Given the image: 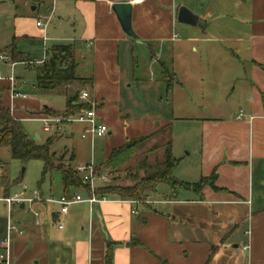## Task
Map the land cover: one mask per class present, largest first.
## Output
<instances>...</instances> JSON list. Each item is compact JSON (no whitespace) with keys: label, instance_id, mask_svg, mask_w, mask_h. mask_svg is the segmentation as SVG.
I'll use <instances>...</instances> for the list:
<instances>
[{"label":"crops","instance_id":"1","mask_svg":"<svg viewBox=\"0 0 264 264\" xmlns=\"http://www.w3.org/2000/svg\"><path fill=\"white\" fill-rule=\"evenodd\" d=\"M118 2L132 4L136 38L124 32L113 10V4ZM187 2L190 6L180 0H0L6 3L0 15L13 17V40L46 41L50 33H57L59 37L55 40L73 45L74 61L81 59L83 68L88 70L84 78H92V85L86 87L97 106L98 122L109 128L105 137L85 138L92 142L103 139L104 161L113 149L163 127H170L172 136L182 133L179 127L175 131L182 117L136 120L128 114L123 116L124 111L118 105L122 89L132 86L130 80L144 84L140 73L144 67L151 69L157 61L161 62L164 81L156 86L169 91L175 85L185 87L181 75L191 76L196 71L195 62L185 60L189 46H193V52L203 50L214 58L237 57L248 62L238 78L243 85L233 89L238 101L249 106L246 115L214 116L201 122L198 172L201 178L215 173L217 189L206 185L198 193L192 187L186 188L189 197L172 190L169 199H154L150 194L148 202L142 203L96 196L98 201L85 202L86 206L81 207L85 211L83 217L71 218L69 212L62 217L63 230L57 226L58 205L35 202L29 210L27 206L20 207L24 211L16 222L23 233L14 236L11 264H106L108 244L113 249L111 264H220L222 252L227 248L202 239L192 219L195 220L202 206L223 204L249 207L245 217L237 212V218L246 221L248 228L241 241L233 242V248L237 249L231 255L234 261L229 259V264H264V195L260 198L262 205L254 207L255 173L261 180L259 187L264 190V0H206L199 7H204L202 11L195 10L194 0ZM181 6L189 8L203 22L197 25L180 22ZM52 7L54 16L50 23L46 28L38 27L39 16ZM138 45L152 51L150 62L139 63ZM20 53L30 57L25 51ZM164 53H168L166 62L162 61ZM166 74L172 76V82ZM84 128L81 124L82 132ZM182 135L186 139L189 133ZM175 148L173 141V153ZM184 172L191 171L186 168ZM105 182H96L92 191ZM4 195L11 194L4 192ZM159 204L161 208H157ZM36 211L42 220L40 225L35 224ZM74 220L77 221L73 225ZM67 221L71 222L68 227ZM6 228L7 219L1 220L0 237ZM244 244L249 245L246 251L242 249Z\"/></svg>","mask_w":264,"mask_h":264},{"label":"rangeland","instance_id":"2","mask_svg":"<svg viewBox=\"0 0 264 264\" xmlns=\"http://www.w3.org/2000/svg\"><path fill=\"white\" fill-rule=\"evenodd\" d=\"M40 1V0H35ZM188 0H180L184 5L190 4ZM206 0H194L195 10L202 11L204 7L199 8ZM6 3H0V9L4 10ZM9 2L7 3L8 6ZM205 5V4H204ZM199 8V9H198ZM203 13V12H202ZM236 12H233V15ZM226 18H231L230 15H225ZM13 17H7L6 15H0V54H6L12 58L10 52L6 49L13 43L11 36L13 31ZM50 38L42 39H17V48L20 51L27 52L30 57L25 56L23 53L17 58L11 60V62L0 61V83L6 89L4 93V103L9 107L13 114L21 120L22 127L27 135L34 139L36 142L43 144L49 138H53L51 145V151L55 152L59 158L63 156L62 162L71 165L74 169L78 166L94 163L96 166H102L104 164V142L103 139L91 140L83 139L81 124H64L63 130H46V123L41 118L45 110V106L58 110L65 111L67 108V97L78 93L80 96L82 91H89L86 86L82 84H73L69 87L61 86L56 89L42 90L37 86V68H46L51 65L49 63L50 58L53 55L52 49L54 45L67 44L66 41L55 40L59 37L57 33H50ZM183 37V34H182ZM166 44V48H167ZM193 46H189V52L185 53L186 59L195 62L196 68L191 76L186 73L181 75L182 82L185 83V87L176 86L174 90H166V88H160V82L164 81L162 74V63L157 61L153 68H145L140 72L141 78L144 84L140 85L133 80L131 87H124L121 94V102L118 105L123 109V116L128 114L133 119H160L166 117L168 119L179 118L183 119L176 125L182 131L181 135L173 133L172 140L176 146L174 151V157L179 160V165L175 170V176L179 181L190 183L198 182L201 177L199 174V168L201 164V122L203 118H210L214 116L229 115L233 116L240 112L246 115L248 109L246 102H240L237 99V93L233 89L239 87L240 78L243 75V71L248 62L239 58H214L208 56L206 51L198 50L192 51ZM19 51V52H20ZM157 51V48L154 50ZM136 55L139 63L150 62L152 57V51L148 47L137 46ZM166 53V51H165ZM164 53L162 61L168 60L167 54ZM132 58V57H131ZM60 59L55 63L54 68H60L65 65H71L72 59ZM135 60H137L135 58ZM17 61V64L13 67L12 62ZM30 61L36 62L34 66L26 64ZM43 61L42 63H39ZM75 63V61L73 60ZM131 62V61H130ZM247 62V64H245ZM77 76H88V70L83 68L81 59L77 60ZM130 64V63H129ZM142 66V64H141ZM13 67V70H12ZM147 67V65H146ZM184 71V70H183ZM14 75L19 81L17 88L22 90L23 93L28 95V98L17 99L13 98L10 89L8 88L10 83L8 78ZM131 77V76H130ZM138 77V75H136ZM169 81L172 82V76L167 75ZM185 79V81H184ZM238 80V81H237ZM166 90V91H165ZM239 92V91H237ZM40 107L38 110L36 108ZM126 119V118H125ZM183 132H188L189 135L186 139L183 138ZM67 134V135H65ZM37 135L40 137L37 138ZM167 134H161L148 140L145 144V148L139 149L137 155L127 163L126 167L120 171L107 174L108 180L104 185L118 184V185H131L133 184L134 175L136 171V162L143 160L146 157V150L154 146H161L167 140ZM187 146V147H185ZM164 148H159L154 154L147 156L149 163H154L156 159H162ZM43 168L44 163L41 160H32L27 164H24L20 160L14 159L11 155V151L7 147L0 148V195L9 193L11 195L19 193L23 186H26L29 191L39 190L44 195H53L59 197L63 193V179L62 174L58 170L49 172L43 180ZM190 169V174L185 173L184 169ZM24 169V170H23ZM143 175V172H140ZM255 173V198L254 207L257 208L262 205L260 198L264 195V190L259 187L258 184L261 180ZM177 191L182 192L183 197H189L188 189L185 187L179 188ZM176 191V192H177ZM156 194H152L154 199H169L172 194V189L167 184H161ZM72 194H80L84 199L89 198V194L84 189H72ZM181 197V196H180ZM141 200L140 202H145ZM82 206H86V203L74 204L69 208L70 217H83L85 211ZM157 208H161L162 205H156ZM52 208H56L53 206ZM30 207L27 206L26 210ZM81 209V210H80ZM248 205L244 204H223L212 205L211 207H200L196 218L192 219L195 222V228L199 229V234L202 239L211 242V245H219L227 248L221 255L220 264H229V259L234 261V257L231 256L236 252L237 248H233L235 242L241 241L245 237V232L248 228L247 222L243 219L237 218V212L245 217L248 214ZM22 209L19 206H15L12 209L13 220L17 221V216L22 213ZM197 214V211H196ZM197 216H199L197 218ZM8 211L4 203L0 202V221L7 219ZM237 219V220H235ZM191 220V221H192ZM235 223L232 224V221ZM77 220L73 221L76 222ZM188 221V220H186ZM67 227L71 225V222L67 221ZM78 226V224H77ZM75 225L74 229H77ZM80 227V225H79ZM224 242L221 244V240ZM234 242V243H233ZM220 252V251H219ZM238 252V250H237ZM218 260V261H219ZM225 260V261H222ZM222 262V263H221ZM242 263V261H241Z\"/></svg>","mask_w":264,"mask_h":264},{"label":"trees","instance_id":"3","mask_svg":"<svg viewBox=\"0 0 264 264\" xmlns=\"http://www.w3.org/2000/svg\"><path fill=\"white\" fill-rule=\"evenodd\" d=\"M6 50L11 53V60L22 54L17 48L16 38H14L13 43ZM52 52L53 55L49 60L51 65L48 66V69L39 66L36 67L38 72L37 86L39 89L49 90L61 86L67 88L76 83L82 84L83 86L87 84L92 85V78L77 76V63L73 62V45H55ZM69 58L72 59L71 65H65L57 69L54 68L58 60H67ZM5 91L6 89L0 83V148H9L12 157L20 160L24 164L32 160L43 161V180L49 172L54 170L60 171L63 179L64 195L70 196L72 189L82 188L89 196H108L123 201H141L146 200L150 194L155 193L161 184L169 185L174 192L181 187H192L196 192L201 193L206 185H211L217 189L214 186L215 173L209 178H201L193 184L179 181L176 178L175 170L179 165V160L173 154V140L170 127H163L149 135L130 140L121 147L113 149L104 164L97 166L100 171H105L108 174L120 171L137 155L139 149L145 148L148 140L161 134H167L168 139L161 146H154L147 149L146 157L136 162L135 168L137 173L134 175L133 184H105L92 191L90 184L83 182L82 176L76 169L62 162L63 156L59 158L55 152L51 151L53 138H49L45 143L40 144L27 135L22 127L21 120L5 105L3 100ZM66 102L67 108L61 112L45 106V110L42 113L43 116L69 118L77 114L81 108L91 107L90 103L79 101L78 93L68 96ZM65 123L67 124V122ZM161 147L164 148L163 158L156 159L154 163H149L147 156L152 153L154 154ZM141 171L143 175H140ZM135 243L138 244V240ZM112 260L113 249L111 244H108L105 254L106 264H111Z\"/></svg>","mask_w":264,"mask_h":264},{"label":"built area","instance_id":"4","mask_svg":"<svg viewBox=\"0 0 264 264\" xmlns=\"http://www.w3.org/2000/svg\"><path fill=\"white\" fill-rule=\"evenodd\" d=\"M55 1V0H54ZM132 2H141L142 0H131ZM54 16V7L50 8L45 15H40L36 24L38 27L46 28L48 23L52 20ZM0 61L11 62V57L6 54H0ZM43 61L39 62L42 63ZM16 62H12L14 66ZM26 64H30L34 66L36 62L30 61ZM1 80V77H0ZM9 80V89L11 91L12 97L17 99H27L28 95L23 93L22 90L17 88L18 80L15 78L14 75L8 78ZM81 102H87L91 104L90 108H81L77 114L72 117L64 118V117H52V116H42L41 118L46 123L47 130H63L65 122L67 124H74L79 123L85 125V128L82 132L81 137L85 138H98V137H105L108 134V126L104 123L98 122V112L96 104L91 101V94L89 91H82L80 96ZM243 116L242 112H240L238 118ZM76 170L82 176V180L86 184H90L92 190L94 189V185L96 182L100 181H107L108 176L104 174L102 171L98 169V167L94 163H87L80 165L76 168ZM99 198L96 195H92L89 198L84 199L80 194H72L70 196L61 195L59 197H54L53 195L45 196L41 191L34 190L29 191L26 186H23L19 193H15L13 195H0V202L5 203L8 211L7 217V228L6 232L3 236L0 237V264H11L12 263V244L14 240V236L16 234H22L23 230L18 222L13 220V213L12 209L15 206L24 208L26 206H31L35 202L40 203H51L58 205V215L59 219L57 222V226L60 230L64 229V222L62 221V217L69 212V207L76 203H83V202H96ZM136 203H142L140 201H133ZM145 202H148V198ZM136 213L135 211H133ZM35 213V224H41V218L39 212ZM243 250H248L249 245L244 244L242 246Z\"/></svg>","mask_w":264,"mask_h":264},{"label":"water","instance_id":"5","mask_svg":"<svg viewBox=\"0 0 264 264\" xmlns=\"http://www.w3.org/2000/svg\"><path fill=\"white\" fill-rule=\"evenodd\" d=\"M112 8L118 17L124 32L128 36L136 38L137 35L132 27V4L130 2H118L113 4ZM33 9L35 8L33 7ZM178 20L189 25H197L203 22V20H201L198 15L194 14L189 8L185 6H181L179 8ZM39 137L40 136L37 135V138Z\"/></svg>","mask_w":264,"mask_h":264}]
</instances>
